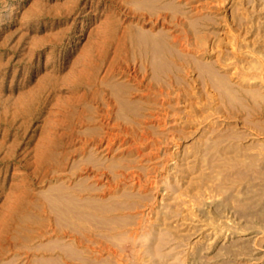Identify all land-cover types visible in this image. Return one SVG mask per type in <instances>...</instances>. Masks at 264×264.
Returning <instances> with one entry per match:
<instances>
[{
    "label": "rangeland",
    "instance_id": "1",
    "mask_svg": "<svg viewBox=\"0 0 264 264\" xmlns=\"http://www.w3.org/2000/svg\"><path fill=\"white\" fill-rule=\"evenodd\" d=\"M0 264H264V0H0Z\"/></svg>",
    "mask_w": 264,
    "mask_h": 264
}]
</instances>
